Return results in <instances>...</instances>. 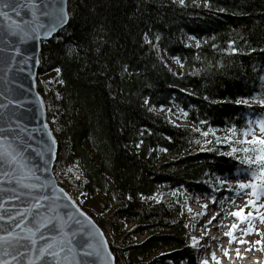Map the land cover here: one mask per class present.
Wrapping results in <instances>:
<instances>
[{
    "label": "trees",
    "instance_id": "16d2710c",
    "mask_svg": "<svg viewBox=\"0 0 264 264\" xmlns=\"http://www.w3.org/2000/svg\"><path fill=\"white\" fill-rule=\"evenodd\" d=\"M67 11L37 69L55 177L109 236L115 264H197L176 190L203 201L223 178L260 183L245 162L260 145L234 135L264 118V0H67ZM51 72L58 87L41 80ZM177 109L185 123L167 114Z\"/></svg>",
    "mask_w": 264,
    "mask_h": 264
},
{
    "label": "water",
    "instance_id": "95a60500",
    "mask_svg": "<svg viewBox=\"0 0 264 264\" xmlns=\"http://www.w3.org/2000/svg\"><path fill=\"white\" fill-rule=\"evenodd\" d=\"M28 2L29 0H0V4ZM35 3L38 6L37 22L44 25L39 32L33 31V17L28 8H21L19 13L6 8L4 11L8 12L11 19L0 16V105L4 106L0 107V129H4L0 136H6L12 147L22 153L23 161L32 173L26 174L16 165L0 161V237L13 234L7 241H0V262L29 264L31 260L34 264H53L50 256L45 255L43 260L39 259V250L46 241L61 235L57 217H63L66 225L64 231L75 233L71 237L72 243L77 246L79 255L87 264H115L114 255L101 227L57 183L53 173L57 139L47 122L43 97L37 90V69L41 41L50 39L67 23L57 25L51 37L45 36L44 32L54 20L51 16L45 17L40 13L60 6L68 13L67 0H35ZM24 21L29 22L27 26H24ZM16 22L31 33L32 38L21 42L17 36L8 34L9 25L14 26ZM37 36L39 38H35ZM17 47L20 49L19 53L14 51ZM17 136L20 139H16ZM21 180L22 182H18ZM28 184L36 187H26ZM37 202L41 207H34ZM45 217H51L52 224L36 233L37 243L33 245L28 239L31 235L28 229H35L37 220ZM96 229L103 234L106 243H100L101 236L96 234ZM88 232H93L94 235L89 238L86 235ZM41 235L44 236L43 240L40 239ZM89 239L100 248L99 255L95 254V249H88L93 255L84 256L80 245Z\"/></svg>",
    "mask_w": 264,
    "mask_h": 264
},
{
    "label": "snow or ice",
    "instance_id": "6c2138e0",
    "mask_svg": "<svg viewBox=\"0 0 264 264\" xmlns=\"http://www.w3.org/2000/svg\"><path fill=\"white\" fill-rule=\"evenodd\" d=\"M179 2L183 4L184 0H179ZM6 8H11L12 11L17 12V13H19V10L21 8H28L30 9L31 15L33 17V21H32L34 25L33 31L39 32V30L44 27L42 23L37 22L39 19L37 16L38 6L35 3V0H29V2L26 4H18V3L0 4V16L4 17L5 19H11L8 12L4 11V9ZM40 14L45 17L51 16L54 20V22L51 23L50 26L48 27V30L44 32V35L48 37H51L53 35V33L57 29V25L67 23L69 20L68 13L65 11L63 6H60L58 8H53L50 11L41 12ZM28 23H29L28 21L23 22L24 26H27ZM8 34L12 36H17L21 42H24L25 40L32 38L31 33L26 32L24 30V27H22L19 22H16L14 26L9 25ZM35 38H39V37L37 36ZM14 51L19 53L20 49L17 47L14 49ZM232 51L235 52L236 49L233 48ZM70 54H71V50H70ZM56 71L59 72L60 69H57ZM247 102H248L247 100H237L236 101V103H245V104ZM260 103L264 104V100H260ZM0 107H4V106L0 105ZM257 123L259 125L260 132L264 133V119L257 121ZM3 131L4 129H0V132H3ZM248 131H252V130L249 129ZM248 131H245L244 133L245 136L248 135ZM205 135H207V133H205ZM16 139H20V137L17 136ZM53 142H54V138H53ZM245 142L260 145L258 149L259 155L255 157V161H253L252 157H245L246 163L251 165L253 162H255L260 165V168H259L260 175L258 177L260 183L258 184L251 180L248 181L247 183H245L244 181H238L239 189L243 190V189L250 188L252 190L251 195L255 199H249L248 204L251 205L253 209H256L258 207L264 208V204L257 205V202H256L257 199H259L261 196H264V136L257 137L254 135L251 141H245ZM232 151L234 153L236 149L233 148ZM244 151L247 152L248 149L245 148ZM0 161L8 165H16L17 167L21 168L26 174H32L31 170L26 167L23 161L22 153H20L19 151H17L15 148L12 147L11 142L8 140L6 136H0ZM253 176H256L255 172L253 173ZM18 182H22V180ZM25 186L26 187H36V185H31V184H28ZM42 199H47V197H42ZM68 199H71V197H68ZM34 207H41V205L39 204V202H37L34 205ZM204 207L207 208V205H205ZM189 211H191V209H189ZM233 215L239 217L241 221H244L247 217H252L253 213L249 212L246 217L243 209H240L239 211H236L235 213H233ZM214 218L215 217H213V219ZM57 219L59 221V228L61 230V235L58 238L56 237L52 238L51 241H46L45 244L39 250L38 258L43 260L45 255L50 256L52 257L53 264H87V262L79 255V249H77V246L72 243L71 237L75 235V233L65 232L64 228L66 227V225L64 223L63 217H57ZM69 219H71V216H69ZM88 220L91 223L90 217L88 218ZM260 220L264 221V215H260ZM36 223H37V227L35 229H28V231L31 233L28 239L31 240V243L33 245L37 243V240L35 238L36 233L39 232L41 228H46L47 225L52 224V218L45 217L43 220L38 219ZM77 223H79V221H77ZM17 226L19 227V225ZM232 227L233 229H236L237 226L234 224ZM93 228H95L94 224H93ZM251 230L252 228L250 225L249 231ZM80 231H83V229H80ZM96 234H99L101 236V242H100L101 244L106 243V241L103 240V234L99 232V229H96ZM12 235H13L12 233H8L7 237H0V241H7L8 238L11 237ZM86 235L89 238H91L94 235V233L88 232ZM227 235L235 239V237L232 235L231 232L227 233ZM40 239L43 240L44 236L41 235ZM193 243L195 244V238H193ZM241 243H245V241H241ZM257 243H261V242L257 241ZM80 248L84 250V256L93 255V252L88 251V249H95V254L96 255L100 254V248L96 246L94 243H92L90 239L84 240L81 243ZM33 251H35V249H33ZM237 254L239 255V250H237ZM212 255H213V259L215 260L216 259L215 253H213ZM0 264H7V261L0 262ZM29 264H34V262L30 260ZM203 264H208V261L205 260Z\"/></svg>",
    "mask_w": 264,
    "mask_h": 264
},
{
    "label": "rangeland",
    "instance_id": "374dc122",
    "mask_svg": "<svg viewBox=\"0 0 264 264\" xmlns=\"http://www.w3.org/2000/svg\"><path fill=\"white\" fill-rule=\"evenodd\" d=\"M171 66L176 71L177 65L174 63ZM41 80L47 82L48 85H50L49 81H51L52 83L51 86L55 85L56 87H58L57 81L56 79H54V72L41 76ZM176 111H177V117L175 119L182 120L180 110L178 109ZM171 115H172L171 117H174L172 113ZM249 124L251 128L253 129V134L255 136L257 137L264 136V133L260 132L259 126L256 123H254L253 120L252 121L250 120ZM56 180H57V183H59L58 177H56ZM240 180H241V177H238L235 180H225L224 182H220L217 185L218 192L223 193L222 196L219 198L220 202L217 205L218 208L220 209L219 210L220 214L213 221V223L209 224L208 226L202 225L203 224L202 218L199 217L198 211H197L198 205L192 201L191 197L185 198L186 206L188 209H191V215L194 216V221H192V225L189 227V232L192 237H195V238L206 237L207 238L209 235L214 236V237L220 238L222 242L227 243V245L231 247H234V246L237 247L239 244H242L241 240L244 238H251V239L255 238L254 236L251 237V235H246V233L250 232L249 231L250 225L252 228L251 231L256 230L255 223L257 221H259L260 223H264V221L260 220V215H264V208L258 207L256 209H253L252 206L248 204L249 199H255V198L252 197V195L244 196L245 194L240 193V192H245V191H241V189H239L240 191H238L239 185H237V182ZM238 195H240L243 198V201ZM163 198L168 199L167 196H163ZM75 202L80 208H82L87 214H89L86 211V209H84L76 200ZM82 202L86 207H89L92 209L100 208L99 195H87L82 198ZM256 202H257V205L264 204V196H261L259 199H257ZM240 209H243L246 217L249 212L253 213V216L247 217L244 221H241L239 217L233 215V213H235L236 211H239ZM234 224L237 226L236 229H233L232 227ZM261 231H264V228L261 229ZM103 232L105 234L104 229H103ZM229 232L232 233L235 239L227 235V233ZM105 236L107 237V235ZM138 238L140 239L141 237L138 236ZM107 239H110L109 236L107 237ZM257 239L258 238H256V240ZM261 240L264 241V238ZM252 250H254L252 253L242 255V257L240 258V261H242V259L247 258L249 256L248 257L249 259L256 260V261H253L254 263L260 262L259 264H261V260L264 259V243L260 244L258 249H251V251Z\"/></svg>",
    "mask_w": 264,
    "mask_h": 264
},
{
    "label": "bare ground",
    "instance_id": "6f19581e",
    "mask_svg": "<svg viewBox=\"0 0 264 264\" xmlns=\"http://www.w3.org/2000/svg\"><path fill=\"white\" fill-rule=\"evenodd\" d=\"M252 263H253V260L249 259V258L242 259V261H241V264H252Z\"/></svg>",
    "mask_w": 264,
    "mask_h": 264
}]
</instances>
